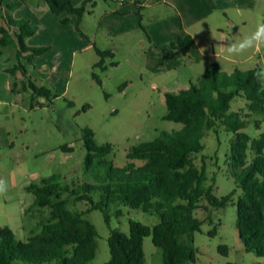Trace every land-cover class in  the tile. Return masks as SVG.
<instances>
[{"label": "rangeland", "instance_id": "1", "mask_svg": "<svg viewBox=\"0 0 264 264\" xmlns=\"http://www.w3.org/2000/svg\"><path fill=\"white\" fill-rule=\"evenodd\" d=\"M0 1V29L9 16L15 21H28L39 29L25 40L26 46L48 51L34 59L33 64L25 59L26 55L22 62L28 81L31 79L37 88L47 89L53 96L34 98L32 89L12 93L15 78L5 70L17 64L18 43L17 47L3 50L0 178L8 181L9 190L0 196V230L10 229L22 242L37 227L38 214L25 215L34 200V195L27 191L30 185L54 176L63 184L93 183V169L86 173L89 150L84 139L86 131L92 133L89 141L93 145L111 147V154L104 160L113 162L115 168H123L129 163L127 156L132 147L155 142L163 133L173 134L185 128L164 119L168 113L167 93L178 94L198 86L213 63L226 75L264 65V54L252 52L234 60L224 59L225 53L216 39L224 35L240 39L253 31L264 20V0L219 1L220 7L232 8L215 13L193 28L197 45L187 56L172 48L179 38L177 31L182 32V20L175 9L166 5L155 14L148 9L140 22L135 15H117L115 12L121 7L116 0H93L78 24L75 15H53L42 0H26L24 5H13L22 0ZM98 51L114 55L105 59L106 70L96 67L102 60ZM21 79L19 74L18 80ZM33 105L37 106L32 108ZM243 107L244 103L237 100L232 111ZM244 132L253 139L259 138L264 133V124L257 128L251 123ZM234 138L219 127L204 139V151L194 156L195 164L207 165L209 178L216 179L218 199L235 189L234 179L228 174ZM93 161L95 165L104 162L96 157ZM240 195L239 192L226 208L211 210L212 222L207 220L204 209L196 212V217L206 222L194 238L199 251L196 264H264V257L247 252L239 239L236 204ZM202 204L203 208H210L206 202ZM86 208L84 204L73 207L77 211ZM112 211V227L101 212L95 211L88 217L99 233L98 252L90 264L110 261L111 229L129 234L132 221L151 228L160 222L157 216L127 206H116ZM144 244L145 264H163L161 250L155 247L153 237L146 238ZM222 245L228 248L227 255L220 253Z\"/></svg>", "mask_w": 264, "mask_h": 264}, {"label": "trees", "instance_id": "2", "mask_svg": "<svg viewBox=\"0 0 264 264\" xmlns=\"http://www.w3.org/2000/svg\"><path fill=\"white\" fill-rule=\"evenodd\" d=\"M42 1L55 16H77L78 24L93 2L85 0L75 6L71 0ZM24 4L26 0L13 5ZM38 31L28 21L7 17L6 26L0 29V55L18 43L17 64L5 70L15 78L12 93L32 89L34 98H51L49 90L39 89L31 79L28 81L22 62L26 55L25 59L33 64L34 59L48 51L26 46L25 40ZM193 43L192 37L187 36L179 38L172 48L187 56ZM98 52L102 60L96 67L106 70L105 59L113 58V54ZM258 68L226 75L213 63L198 86L178 94L167 93L168 113L164 119L185 128L173 134L163 133L155 142L132 147L127 156L129 163L123 168H115L113 162L104 160L111 154V147L93 145L89 141L92 133L86 131L84 139L89 149L86 173L93 169V183L63 184L54 176L30 185L27 191L34 195V200L25 215L37 213V227L25 242L17 240L10 229H1L0 264H90L98 252L99 233L89 215L101 212L111 226L112 209L121 205L157 216L160 222L151 228L132 221L129 234L111 229L108 240L111 258L107 264H145L144 241L151 236L155 247L161 250L163 264H196L199 251L194 238L206 224L196 217V212L204 209L207 220L212 222L211 210L226 208L239 192L236 204L239 239L247 252L264 257V133L253 139L244 132L251 123L257 128L264 124V84L254 79ZM237 100L244 107L232 111ZM219 127L235 136L228 156V174L234 179L235 189L222 199L215 196L216 179L209 178L207 165L198 167L194 162V156L206 147L204 139ZM94 157L104 162L95 165ZM137 161L142 165H136ZM204 202L210 208H203ZM79 204L88 208L73 209ZM219 251L228 254L226 246L222 245Z\"/></svg>", "mask_w": 264, "mask_h": 264}, {"label": "crops", "instance_id": "3", "mask_svg": "<svg viewBox=\"0 0 264 264\" xmlns=\"http://www.w3.org/2000/svg\"><path fill=\"white\" fill-rule=\"evenodd\" d=\"M75 5L83 3L85 0H71ZM120 5L121 10L116 11L117 15L121 16L125 13L127 16L135 15L143 21V13L145 11H153L157 13V9L164 7V5L175 9L182 20L181 31H177L176 38H185L191 36L193 39V46L191 50L197 45L196 35L193 28L201 25L207 19L212 17L215 13L222 10H230L232 7L228 5L219 6L218 2L222 0H116ZM226 1V0H225ZM226 3H229L228 1ZM69 15V14H68ZM62 16V15H61ZM6 26V25H5ZM3 26V27H5ZM178 38V39H179ZM178 41V40H177ZM180 51V50H179ZM185 56V54H184ZM114 57V55H113Z\"/></svg>", "mask_w": 264, "mask_h": 264}, {"label": "clouds", "instance_id": "4", "mask_svg": "<svg viewBox=\"0 0 264 264\" xmlns=\"http://www.w3.org/2000/svg\"><path fill=\"white\" fill-rule=\"evenodd\" d=\"M218 45L223 49L224 59L234 60L246 53L264 54V20L259 21L255 29L240 39H232L227 35L217 37ZM202 51H205L202 48ZM254 79L264 84V65H261L254 73ZM8 181L0 178V196L7 194Z\"/></svg>", "mask_w": 264, "mask_h": 264}, {"label": "built area", "instance_id": "5", "mask_svg": "<svg viewBox=\"0 0 264 264\" xmlns=\"http://www.w3.org/2000/svg\"><path fill=\"white\" fill-rule=\"evenodd\" d=\"M121 1H123V0H121Z\"/></svg>", "mask_w": 264, "mask_h": 264}]
</instances>
